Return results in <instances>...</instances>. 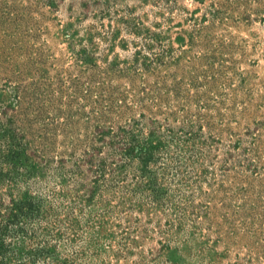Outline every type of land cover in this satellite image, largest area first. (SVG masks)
I'll list each match as a JSON object with an SVG mask.
<instances>
[{"label":"rangeland","instance_id":"rangeland-1","mask_svg":"<svg viewBox=\"0 0 264 264\" xmlns=\"http://www.w3.org/2000/svg\"><path fill=\"white\" fill-rule=\"evenodd\" d=\"M1 210V264H264V0H0Z\"/></svg>","mask_w":264,"mask_h":264},{"label":"trees","instance_id":"trees-1","mask_svg":"<svg viewBox=\"0 0 264 264\" xmlns=\"http://www.w3.org/2000/svg\"><path fill=\"white\" fill-rule=\"evenodd\" d=\"M131 148H133V151L131 152L130 150H131ZM125 149H126V152H128V153H132V155L133 154H137L140 150L142 151V149H140V150H138V149H135L134 147H130V146H127V147H125ZM94 152H96V151H98V148L96 147V148H94ZM93 153V152H92ZM141 154V153H140ZM90 156V158H88L89 160L91 159V157H92V159H93V154H90L89 155ZM25 202H27V200L25 201ZM25 204V203H24ZM19 207H21V208H23V206H18V204H13L12 205V207L10 208V210H9V212H8V215H9V218H10V220H14L15 219V217L17 216V214H18V208ZM0 216H3L2 218L4 219V214H3V211L1 210L0 211ZM2 224H0V226H1ZM2 227V226H1ZM1 227H0V254L4 251V250H6L7 249V246H9V244L6 242V239H5V234L6 233H8V230L5 228V227H2V229H1ZM0 264H1V260H0Z\"/></svg>","mask_w":264,"mask_h":264}]
</instances>
